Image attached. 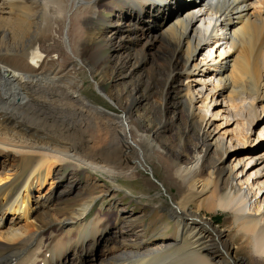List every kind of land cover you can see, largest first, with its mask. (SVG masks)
I'll return each instance as SVG.
<instances>
[{"label":"bare ground","instance_id":"obj_1","mask_svg":"<svg viewBox=\"0 0 264 264\" xmlns=\"http://www.w3.org/2000/svg\"><path fill=\"white\" fill-rule=\"evenodd\" d=\"M103 49L125 79L153 68L118 110L84 90L87 74L113 100L96 80ZM151 97L148 123L136 111ZM177 125L186 137L173 147L165 133ZM256 144L262 153L229 161ZM252 160L261 168L243 173ZM82 164L112 178L149 173L146 185L170 198L152 207L173 234L150 241L126 226L98 255L111 227L102 209L88 222L93 205L62 218L51 210L72 188L55 170ZM262 190L264 0H0V264H260ZM39 207L45 220L29 221ZM222 209L229 229L214 220ZM84 223L82 235L62 236Z\"/></svg>","mask_w":264,"mask_h":264},{"label":"rangeland","instance_id":"obj_2","mask_svg":"<svg viewBox=\"0 0 264 264\" xmlns=\"http://www.w3.org/2000/svg\"><path fill=\"white\" fill-rule=\"evenodd\" d=\"M112 16L108 12L106 16ZM111 17V18H112ZM107 26V25H106ZM155 51V50H154ZM156 52V51H155ZM102 56L104 58H110L111 57V50L103 49L101 52ZM115 57H111L109 60L107 59V62L103 65V67L100 69V71L96 74V80L102 83L106 91L110 93L113 100L116 101L117 105L113 100H109L103 96V93H100L97 88L94 85L93 80L90 78L87 74H82V77L84 79V85H85V93L89 100L93 101V103L98 105H105L106 107L110 109L118 110V106L120 107V102L117 100L119 98L120 100L124 101V104L127 102V95L132 91V88L134 87L137 80L144 78L146 80H150V77L153 73L152 65L149 63H146L143 66V69L141 72H139L136 76L133 78L126 77L123 78L121 74V70L119 67L115 64H112ZM125 97V98H124ZM220 97V96H216ZM150 106L151 103L155 100L152 97L150 98ZM153 99V100H152ZM217 99V98H216ZM221 99V98H220ZM216 102V101H215ZM215 105L218 106L217 103H213L214 107ZM139 109V110H138ZM145 110H150L146 114ZM154 108L151 106L149 109V106L146 104H143L142 106L137 108L136 114L143 115L144 118L147 119V122H150V119L153 118L154 115ZM179 113H181V109L178 110ZM70 116L72 119H74V116L71 114L68 115L70 119ZM151 117V118H150ZM76 119H79L76 117ZM156 123V124H155ZM158 122L151 123V128H155L157 126ZM216 123H219L217 121ZM85 128H88V121L85 123ZM93 125V124H91ZM94 126V125H93ZM84 128V131L86 130ZM225 129H235V125H224L221 128V132L225 131ZM184 128H182L181 125H177L176 128L171 129V131H168L165 133V139L169 138L172 139L173 147H176L177 144L181 141V138L186 137V134ZM172 136V138H171ZM171 141V140H170ZM99 143H102V140L99 138ZM192 143V144H191ZM185 144L187 148L193 145V141L191 138L185 141ZM259 144V143H258ZM261 150V151H260ZM263 149L259 148V145L256 144V146L253 149L245 150L242 152H232L229 154V161L233 162L234 165L238 162V159L235 161V157L239 155L240 157H243V155L251 156L252 152H256L253 155H257V153H262ZM241 153V154H240ZM12 159H9V163H13ZM157 163V161H155ZM256 160H252L250 165H247L243 171L245 173L248 171V173H252L255 169L261 168L262 166H255ZM244 166V162H239L237 164V172L239 173L240 170H242ZM72 167H68L66 170H63L62 168L55 170L60 177H64L65 180H67V189L71 188V191L67 193V195L64 196V198L59 199L56 204L53 206L52 214L55 217L62 218L66 214L69 213V216L74 215V211L71 212L72 209H81L85 205H93L90 207V214L86 222L90 221L91 219L95 218L97 216V212L102 209V214H104V217H108L111 223V227L108 229L107 233L101 238L97 254L100 255L103 248H108L111 246L118 245L117 243H121V240L119 238V231H122L123 228L126 229V226H129V228H132L137 232L139 235H143L144 238L150 239V241H154L155 239L158 240L163 235L165 236H171L173 234V229H169V225L166 224L165 221L170 222L167 217H165V213L160 208H154L152 207L154 204L162 203L167 197L166 195L162 196L159 195V190L156 188H152L150 186L146 185V177L149 178L150 174L146 171L141 170L145 177H139V179H133V178H124L118 176L117 178L109 177L108 174L103 173L102 169H93V168H87L84 164L79 166V169H74ZM163 169L159 165L157 173L160 175L162 173ZM46 170H44V173ZM55 172V173H56ZM236 172V173H237ZM241 172L240 175H243ZM152 178V176H150ZM244 176L243 178H245ZM256 175H252V179H255ZM154 180V178H152ZM251 179V183H252ZM159 180V179H158ZM157 181V178H155V182ZM160 181V180H159ZM158 183V182H156ZM50 184V183H49ZM161 184V183H160ZM159 185V183H158ZM50 187L48 185L45 187L44 191H47V189ZM174 190V189H172ZM176 192L174 190L173 194ZM260 200L264 198V190L258 194ZM170 199V198H169ZM264 203V201L262 200ZM166 204V203H164ZM264 206V204H263ZM55 207V208H54ZM57 207V208H56ZM35 214L34 218L29 217V221H34L37 216L40 218L41 222L45 220V210H42V208H38ZM55 211V213H54ZM44 217H43V214ZM41 216V217H40ZM130 220V221H127ZM214 220L216 224L220 225L221 228H230V225L232 224V215L227 210H218L215 212ZM25 219L21 222L24 223ZM81 225V226H80ZM86 224H79L76 225V227L69 228L64 230L61 234L62 236L69 235L70 233H74L76 235H82L84 232ZM135 232V233H136ZM167 235H166V234ZM233 234V233H232ZM236 236V234H233V236ZM90 249V250H89ZM91 251V252H90ZM94 248L92 249L89 247L88 243L85 244V249L83 253L87 252V254L93 253ZM245 250L239 251L240 254L245 253ZM73 255L71 254V262L74 261ZM262 262V259H261ZM260 264H264V261Z\"/></svg>","mask_w":264,"mask_h":264}]
</instances>
